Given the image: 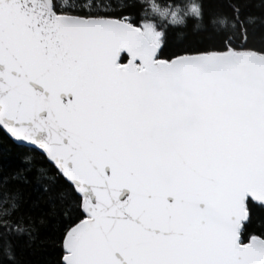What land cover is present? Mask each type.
<instances>
[{
  "label": "snow or ice",
  "instance_id": "6c2138e0",
  "mask_svg": "<svg viewBox=\"0 0 264 264\" xmlns=\"http://www.w3.org/2000/svg\"><path fill=\"white\" fill-rule=\"evenodd\" d=\"M224 3L0 0L3 183L50 202L0 193L7 260L52 221L57 264H264V0Z\"/></svg>",
  "mask_w": 264,
  "mask_h": 264
},
{
  "label": "trees",
  "instance_id": "16d2710c",
  "mask_svg": "<svg viewBox=\"0 0 264 264\" xmlns=\"http://www.w3.org/2000/svg\"><path fill=\"white\" fill-rule=\"evenodd\" d=\"M158 2L164 4L170 2V0H158ZM205 11V23L210 14L217 12L229 11L224 3V0H202ZM258 14V13H257ZM193 21L189 20L186 35L183 39H178L177 33L172 31L169 33V40L173 47L176 46H195L198 43L203 42L207 44L205 39L206 33L194 32ZM264 32V29L257 28L256 36L259 38L260 34ZM20 151L15 148L9 141L0 140V193L4 190L15 191L19 189L21 197L22 209L33 216L36 220L44 217L48 219L47 213L50 209V202L48 200L49 193L44 192L40 184H37L30 175V183L23 184L16 181H11L4 184L3 181L10 178L11 175L21 167H24L20 163ZM264 223L258 217L257 224L254 225L253 231H259V225ZM34 240L31 242L27 237L11 238L13 245V251L15 253V264H57V259L60 253L58 244L55 243L56 233L53 227V222L49 221L46 225L37 224V232L34 234ZM3 241L0 240V264H12L2 254Z\"/></svg>",
  "mask_w": 264,
  "mask_h": 264
}]
</instances>
